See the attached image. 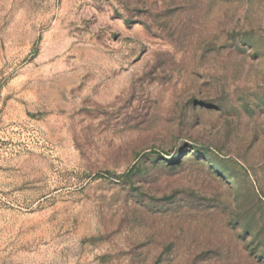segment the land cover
Instances as JSON below:
<instances>
[{"label":"rangeland","instance_id":"rangeland-1","mask_svg":"<svg viewBox=\"0 0 264 264\" xmlns=\"http://www.w3.org/2000/svg\"><path fill=\"white\" fill-rule=\"evenodd\" d=\"M0 264H264V0H0Z\"/></svg>","mask_w":264,"mask_h":264}]
</instances>
